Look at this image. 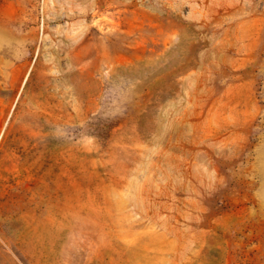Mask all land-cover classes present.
Returning a JSON list of instances; mask_svg holds the SVG:
<instances>
[{"label": "rangeland", "instance_id": "1", "mask_svg": "<svg viewBox=\"0 0 264 264\" xmlns=\"http://www.w3.org/2000/svg\"><path fill=\"white\" fill-rule=\"evenodd\" d=\"M0 264H264V0H0Z\"/></svg>", "mask_w": 264, "mask_h": 264}]
</instances>
